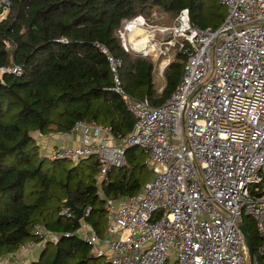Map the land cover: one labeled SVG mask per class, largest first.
Returning <instances> with one entry per match:
<instances>
[{
	"label": "built area",
	"instance_id": "built-area-1",
	"mask_svg": "<svg viewBox=\"0 0 264 264\" xmlns=\"http://www.w3.org/2000/svg\"><path fill=\"white\" fill-rule=\"evenodd\" d=\"M220 1L227 12L215 28L192 23L186 7L169 22L153 23L141 13L123 18L115 30L122 47L150 57L153 74H164L174 47L185 55L176 88L157 106L134 97L121 84V58L98 44L112 71L109 89L120 95L134 125L116 139L109 127L77 120L71 131L80 145L46 156L74 163L95 156L102 182L111 167L124 164L127 147L147 152L153 177L137 194L106 199L103 234L85 220L90 207L77 220L74 233L108 264H166L170 258L172 264H259L255 256L250 261L240 229L246 215L264 255V0ZM5 70L21 68L0 74ZM60 214L76 219L67 209ZM33 234L57 242L43 226ZM39 246L27 242L0 264Z\"/></svg>",
	"mask_w": 264,
	"mask_h": 264
},
{
	"label": "trees",
	"instance_id": "trees-1",
	"mask_svg": "<svg viewBox=\"0 0 264 264\" xmlns=\"http://www.w3.org/2000/svg\"><path fill=\"white\" fill-rule=\"evenodd\" d=\"M153 7L171 18L186 7L192 23L213 28L227 12L220 0H10L5 6L0 69L18 65L21 71L0 74V257L34 242L40 253L28 264H108L74 233L79 222L60 214L62 202L90 207L85 220L103 234L106 199L137 194L153 177L147 152L127 147L124 164L111 167L100 182L95 156L52 160L40 155L32 133L68 132L77 120L109 127L116 139L131 131L135 118L109 89L112 71L98 44L121 58V84L129 94L155 106L165 101L180 80L185 55L173 48L159 90L152 59L125 50L115 33L123 18ZM37 225L56 234L57 242L33 234ZM243 225L256 255L261 238L252 217L246 215ZM256 258L264 264V257Z\"/></svg>",
	"mask_w": 264,
	"mask_h": 264
},
{
	"label": "crops",
	"instance_id": "crops-1",
	"mask_svg": "<svg viewBox=\"0 0 264 264\" xmlns=\"http://www.w3.org/2000/svg\"><path fill=\"white\" fill-rule=\"evenodd\" d=\"M32 136L39 145L40 155L44 157L48 156L56 148L66 146L77 147L80 145L78 133L72 131L45 135L38 132H33ZM40 249L41 246L36 247L35 250L18 251L11 264H28L31 260H34L38 257Z\"/></svg>",
	"mask_w": 264,
	"mask_h": 264
},
{
	"label": "water",
	"instance_id": "water-1",
	"mask_svg": "<svg viewBox=\"0 0 264 264\" xmlns=\"http://www.w3.org/2000/svg\"><path fill=\"white\" fill-rule=\"evenodd\" d=\"M5 6H7L6 1L0 0V13L3 12V10H4L3 8ZM62 209H67V210L72 211L75 215L76 220H79L82 218L83 208L76 206L70 198H66L65 200H63ZM240 229H241V231L244 235V238L246 240V243H247L250 261H252L253 257H254V252H253L252 244L250 241V237H249V235L245 229V226L243 224L240 225Z\"/></svg>",
	"mask_w": 264,
	"mask_h": 264
},
{
	"label": "rangeland",
	"instance_id": "rangeland-1",
	"mask_svg": "<svg viewBox=\"0 0 264 264\" xmlns=\"http://www.w3.org/2000/svg\"><path fill=\"white\" fill-rule=\"evenodd\" d=\"M151 11H156V12H160V16L159 17H157V18H153L151 15H150V13H148V14H143L144 16H146V17H148L149 16V18L152 20V22L153 23H160V22H169L170 20H171V17H170V15H169V13H167V12H165V11H162V10H160V9H157L156 7H153L152 9H151ZM150 11V12H151ZM5 13H6V8L3 10V12L2 13H0V18L1 17H3L4 15H5ZM154 81H155V85H156V87L159 89V90H161V88L163 87V85H164V82H165V76H164V74H158V73H154ZM153 175V173H151V176ZM254 256H261V257H264V255H261V254H259V252H258V249H257V251H256V255L254 254ZM102 259V261H106V258H101ZM173 263V259L172 258H170L167 262H166V264H172Z\"/></svg>",
	"mask_w": 264,
	"mask_h": 264
}]
</instances>
